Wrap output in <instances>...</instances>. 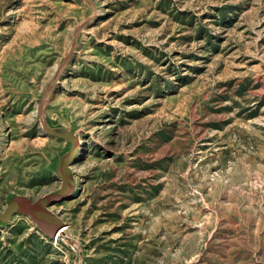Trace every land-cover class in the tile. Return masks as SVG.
Masks as SVG:
<instances>
[{"label": "rangeland", "instance_id": "rangeland-1", "mask_svg": "<svg viewBox=\"0 0 264 264\" xmlns=\"http://www.w3.org/2000/svg\"><path fill=\"white\" fill-rule=\"evenodd\" d=\"M0 264H264V0H0Z\"/></svg>", "mask_w": 264, "mask_h": 264}, {"label": "water", "instance_id": "water-1", "mask_svg": "<svg viewBox=\"0 0 264 264\" xmlns=\"http://www.w3.org/2000/svg\"><path fill=\"white\" fill-rule=\"evenodd\" d=\"M18 205H20V207H22V208H25V209L27 208L28 211L33 212V215L35 217V220L40 225H42L43 227L44 226H49V227L56 226V224L55 223L53 224V221H50L46 217V215L44 213V210H43V208H44V201L42 203H39V205L37 206L36 209H33V208L29 207L28 204H26V203H24L22 201L18 202Z\"/></svg>", "mask_w": 264, "mask_h": 264}, {"label": "bare ground", "instance_id": "bare-ground-1", "mask_svg": "<svg viewBox=\"0 0 264 264\" xmlns=\"http://www.w3.org/2000/svg\"><path fill=\"white\" fill-rule=\"evenodd\" d=\"M55 222H53V224H54ZM45 228H47V229H52L53 228V226L52 227H49V226H44ZM64 231L65 230H61V233L63 234L64 233Z\"/></svg>", "mask_w": 264, "mask_h": 264}]
</instances>
